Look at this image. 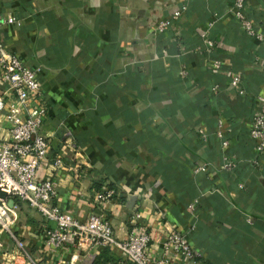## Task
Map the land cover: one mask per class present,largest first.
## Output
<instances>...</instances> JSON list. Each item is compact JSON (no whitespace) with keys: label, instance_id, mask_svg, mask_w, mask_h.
<instances>
[{"label":"crops","instance_id":"obj_1","mask_svg":"<svg viewBox=\"0 0 264 264\" xmlns=\"http://www.w3.org/2000/svg\"><path fill=\"white\" fill-rule=\"evenodd\" d=\"M231 1L0 0L10 18L1 42L40 69L49 146L38 176L53 183L55 205L76 219L97 214L118 238L138 213L152 254L162 232L176 230L197 264H264V155L246 133L264 94V43L241 32ZM243 11L264 33V0H245ZM203 31L214 42L208 50ZM212 57L223 64L218 80L209 79ZM106 190V201L95 198ZM49 225L21 203L10 226L37 264H90L103 248H52L42 232ZM0 243V264H19L5 255L14 242L1 230Z\"/></svg>","mask_w":264,"mask_h":264},{"label":"built area","instance_id":"obj_2","mask_svg":"<svg viewBox=\"0 0 264 264\" xmlns=\"http://www.w3.org/2000/svg\"><path fill=\"white\" fill-rule=\"evenodd\" d=\"M244 2L245 0H232L228 12L245 36L264 43V33L254 29L244 14ZM185 9L186 6L182 4L172 11L170 17L159 20L155 31L162 33L165 26L176 21ZM211 16L212 19L207 23L209 27L219 18L215 13ZM4 21L9 22L10 18L3 19L0 16V25ZM202 43L205 50L214 44L205 31L202 33ZM209 63L212 75L218 77L219 69L223 67L222 61L212 57ZM39 71L38 66H28L18 56L10 53L0 40V191L5 193V198H0V230L5 231L14 242L13 252L5 253L9 260L19 261V264H37L10 230L19 212V205L23 203L45 222L50 223L42 232L45 243L52 248L70 245L82 249L90 244L107 247L116 252L120 262L197 264V254L186 235L176 230L162 232L158 238L160 251L152 254V236L137 227L138 213L130 216L129 230L125 237L118 238L111 225L101 220L97 214L90 213L85 219H76L54 204L56 194L53 183L38 176L39 170L46 163L49 146L47 138L41 133L46 109L39 97ZM237 82L238 77L232 76L229 83L235 87ZM216 88L213 85L211 90ZM8 97H12L11 101L6 100ZM255 101L257 108L250 117L246 133L252 142L255 155H264V94L257 95ZM216 135L221 137L220 131ZM220 145L224 148L227 145L226 140H222ZM59 162L54 159L55 164L60 165ZM110 195L111 191L106 190L104 193H97L95 198L106 201ZM8 198L12 199L11 206L7 204ZM194 225L192 221L188 230L191 231ZM76 257L74 254L71 260Z\"/></svg>","mask_w":264,"mask_h":264},{"label":"trees","instance_id":"obj_3","mask_svg":"<svg viewBox=\"0 0 264 264\" xmlns=\"http://www.w3.org/2000/svg\"><path fill=\"white\" fill-rule=\"evenodd\" d=\"M208 5H206L205 7L207 8ZM213 13L217 14L216 11H213ZM209 79L218 80V77L215 75H211L209 76ZM112 252L113 251L110 252L107 247H103L92 258L90 264H115L118 257L113 254L114 252L113 253Z\"/></svg>","mask_w":264,"mask_h":264},{"label":"water","instance_id":"obj_4","mask_svg":"<svg viewBox=\"0 0 264 264\" xmlns=\"http://www.w3.org/2000/svg\"><path fill=\"white\" fill-rule=\"evenodd\" d=\"M263 187H264V182H263ZM0 198H5V193L2 191H0ZM7 204H8V206L12 205V199L11 198L7 199Z\"/></svg>","mask_w":264,"mask_h":264}]
</instances>
